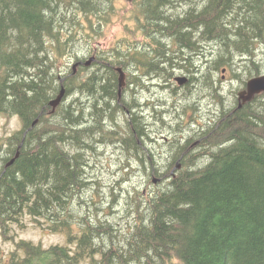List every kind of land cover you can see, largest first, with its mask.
<instances>
[{
	"label": "trees",
	"instance_id": "1",
	"mask_svg": "<svg viewBox=\"0 0 264 264\" xmlns=\"http://www.w3.org/2000/svg\"><path fill=\"white\" fill-rule=\"evenodd\" d=\"M113 19L125 35L95 54L96 76L90 67L75 73L71 65L93 55L99 29ZM260 46L264 0H0V113L23 124L0 148V242L14 244L9 255L0 245V264H264V101L217 110L200 134L203 158L183 140L173 159L160 160L154 123L128 116L129 84L147 78L170 86L178 73L198 76L200 94L227 98L220 72L237 78L240 58L244 80L260 74ZM118 67L127 73L121 94ZM75 89L82 98L73 102ZM167 96L146 104L151 114L192 99ZM163 118L153 119L176 130ZM99 142L123 150L126 171L135 163L151 171L145 187L129 192L120 223L109 221L113 206H99L101 196L98 206L85 196ZM25 217L67 235L68 245L17 241L14 226L26 228Z\"/></svg>",
	"mask_w": 264,
	"mask_h": 264
},
{
	"label": "rangeland",
	"instance_id": "2",
	"mask_svg": "<svg viewBox=\"0 0 264 264\" xmlns=\"http://www.w3.org/2000/svg\"><path fill=\"white\" fill-rule=\"evenodd\" d=\"M125 6H126L125 10L131 11L129 5L126 4ZM99 34L101 37L98 39V44L100 46V49H105V48L109 47L110 43H114L116 41V38H119L121 35H125V33L123 32V28L121 27L120 24H117L115 19L110 20V22L108 23L107 26L101 27L99 29ZM206 54L210 55L207 52H206ZM258 54L260 55L259 56L260 67L263 69L262 71H264V54H263V52H261V53L258 52ZM208 57H206L205 61L208 60ZM205 61H201V62L204 63ZM95 62L96 61H93L92 64L88 67L91 68L93 63H95ZM236 65H237V73L239 74V72H240V74H241L242 63L240 61V58L236 59ZM133 68H134V66H133ZM135 69H137V68H135ZM88 72H90V75H93V77L96 76V74H95L96 68L95 67L88 70ZM133 72L134 71H132L129 74L128 80L132 78V74H134ZM179 74L180 73H178V75ZM238 74H237L236 80L231 79V77H232L231 73H228L226 75V78H225L224 82L222 83V87L224 89V92H225V95L227 98H225L226 99L225 100L224 98L221 97L219 99L220 105H218V106L217 105L214 106V101H213V99H211V98L216 99L217 96L216 97H202L200 95V91L196 90L197 89L196 86L198 83L195 85L193 84V85H191L192 87L190 86L189 88L183 89L181 91V92H185V93L186 92L190 93L191 97H192V99H190V100H192L194 103H197V101L204 99L203 101H205V102L203 104L202 110H200V109L198 110L196 108V111H197L196 113L201 112L204 115L203 120H200V122H203V123L207 122V123H209V125H210V123H212V124L215 123V121L217 120V118H216L217 114H216L215 110H217L218 108L220 110V108H222V107H225L227 109V108H230L231 103L235 104V98H233V94H235V92H238L239 90H241L243 88L244 85L242 84V80L245 79L244 78L245 76L240 75V74H239L240 75L239 76ZM142 76H145V75L143 74ZM198 78H200V77H198ZM153 82L154 81L148 80V84H151ZM142 83H143V81H142ZM153 84H156V83H153ZM129 86H131L128 89L129 90V92H128L129 98H133L136 95L137 97L139 96L141 99V96L143 95L142 97L144 99H141L139 101L142 104L144 103L145 105L147 103H153L154 101H156L157 100V99H155L156 96H159L160 99L168 97L167 94L170 91H172V90L161 88V87H165V84L162 82L160 83L161 87H159L158 85L151 86L153 93L156 92L155 95H153L151 92H146L147 87L144 88L145 91L138 93V90H137L138 87H135L134 84H132V83L129 84ZM85 92H87V91H85ZM70 95H72L71 97L69 96L71 101L77 97L82 98V95L78 89H75ZM136 99H138V98H136ZM70 100L65 99V101H67L68 104H72V102ZM219 100H216V103ZM187 101L184 103H181V104L178 103L179 105H178L177 109L176 108L171 109L168 107H158L159 111L167 110L168 114H165L166 120L171 121L173 119V121L176 125L175 129L179 130L178 132L176 130L169 131L168 129H164V128L161 130L160 123L154 122V119H153L154 112L151 114L150 109H148L147 107H145L147 110L144 109V112H147V120L151 123H154L155 128H152V130L154 131V132L152 131V140H153V144L155 145L156 149L159 148L156 145L161 146V148H159L160 149L159 151L161 152L160 153V157H161L160 160H163L164 158H167V157L173 159V156H171V152L176 150L177 141L180 143L183 141L182 139H184V141L187 142L186 139L189 141L190 139L201 138L200 134H201L202 130L199 129V127L201 125H198L197 127L194 125H192V126L190 125L189 129L187 131H185V132L181 131L180 132V130H182V129L185 130V128H184L185 121H188L189 119L192 118V117H189L188 112L186 113V109L183 110V108H185V107L187 108L188 105L190 104V101L189 102H187ZM136 110L141 112L140 109H138V108L134 109V107H132L131 110L128 111L129 119L132 116L137 117L140 120H141V118H144L142 116L143 112L140 114H135ZM199 116H198V118H199ZM35 122H38V119ZM120 125L124 126L125 123L121 122ZM45 127H46V125H45ZM18 128H19V120L17 117H9L8 118L7 116L0 113V143L2 142L1 139L3 137L8 136L13 131H16ZM125 129H126V125H125ZM174 132H176V135L173 134ZM191 134H194V135H191ZM107 138H109V137L107 136L106 139ZM200 140L201 139H199V141ZM148 146L150 148H152L150 145H148ZM190 146H189L190 150L188 151V152H191L190 154L194 155L195 157H198L199 154H200V156L202 155V152L200 153L199 151H203L202 150L203 148L199 147V148L193 150L194 146L193 145L191 147ZM162 148H164V149H162ZM215 150L216 149H214L213 151H215ZM197 152H198V154H197ZM205 153H203V155ZM90 161H91V163H90L91 168L88 169V175H89V178H91L90 181H94V182L96 181V183H94V182L92 183V185L94 184L93 186L91 185V187H93V188L88 190L85 193V196L91 197V199L95 197L96 198L95 199V205L96 206H98V205L100 206L101 204H104L105 206H108L110 204L111 206H113V208H112L113 213L109 216L110 217L109 221L117 220L120 223L121 218L125 215V213H121V210L125 206V203L128 201L129 196H131V195H129V192L133 191V188H136V187H145L147 176L150 175L151 171H148L145 175L144 172L142 171V168L140 167V165H137L136 163L133 165V168L131 169V171H126L125 170V153L123 152V150L120 148L113 147V146H104L101 142H99V145L98 144L96 145V155L94 158V162H92V160H90ZM209 161L210 160L208 158H206L205 164H204V161L200 160L199 161L200 164H198V166H200V165L205 166V165H207V163ZM93 165L96 167H94ZM196 167H197V165H196ZM117 180L119 181L118 183H116ZM142 189L146 190L145 188H142ZM99 196H101V200H100V203L97 205V198ZM96 206L91 205L90 207L94 208L93 211H95ZM23 223L26 226V228H24V229H21L18 226H14V233L17 235V237H16L17 241L26 240V241H32L34 244H40L41 243L45 248H49V247L54 246V245H68L67 235H64L62 233L61 234L51 233L50 231L45 230V229H43L44 226L41 225L40 222L38 224L34 223V221L32 220L31 217H25V219H23ZM0 245H1L2 249L4 250L5 254H7V255H9V253L14 249V244L12 242L3 241V242H0ZM84 264H86V263H84Z\"/></svg>",
	"mask_w": 264,
	"mask_h": 264
},
{
	"label": "water",
	"instance_id": "3",
	"mask_svg": "<svg viewBox=\"0 0 264 264\" xmlns=\"http://www.w3.org/2000/svg\"><path fill=\"white\" fill-rule=\"evenodd\" d=\"M87 65H89V62L87 63ZM119 71L121 72L120 87H122L124 85V74L122 73L121 70ZM177 81L179 84L182 85L186 82V79L179 77L177 78ZM262 91L264 92V75L250 80L248 82V87H247L246 92H242L239 95V98L243 100V102L250 101L251 99L254 98V96L257 93H260ZM60 101H61V96L57 100L51 102V106L53 107V109H55L58 106ZM17 157H18V154H17ZM13 162H14V159L10 162V164H12Z\"/></svg>",
	"mask_w": 264,
	"mask_h": 264
},
{
	"label": "bare ground",
	"instance_id": "4",
	"mask_svg": "<svg viewBox=\"0 0 264 264\" xmlns=\"http://www.w3.org/2000/svg\"><path fill=\"white\" fill-rule=\"evenodd\" d=\"M11 46H12V45H11ZM2 48H3V47H2ZM38 49H39V48H38ZM46 55H47V54H46ZM94 60H95V58H94ZM94 60H93V61H94ZM196 62H197V61H196ZM73 65H74V64H73ZM239 65H240V64H239ZM192 66H193V65H192ZM240 66H241V65H240ZM231 69H232V68H231ZM96 70H97V69H96ZM233 70H234V69H233ZM123 71H124V70H123ZM239 74H240V73H239ZM239 74H238V75H239ZM242 74H243V73H242ZM239 76H240V75H239ZM239 76H238V77H239ZM128 77H129V76H128ZM239 78H240V77H239ZM244 78H245V77H244ZM242 79H243V78H242ZM243 80H244V79H243ZM246 80H247V78H246ZM246 80H244V81H246ZM243 84H244V83H243ZM60 96H61V102H62V101L64 100L65 96H66V91H65L64 88L61 89L60 93L58 94V96H57L53 101L57 100ZM69 96L71 97L72 95H69ZM69 96H68V97H69ZM224 96H225V95H224ZM211 99H213V101H214V106H215V105H217V106L219 105L218 102L216 103V101L214 100V98H211ZM203 100H204V99H203ZM205 100H206V99H205ZM235 100H236V99H235ZM53 101H51V102H53ZM75 101H76V100H75ZM75 101L73 100V102H75ZM209 102H210V101H209ZM237 102H238V106H239V108H242V107H243L242 104H241L239 101H237ZM78 103H79V102H78ZM211 104H212V103H211ZM77 105H79V104H77ZM77 105H76V106H77ZM231 105H232V103H231ZM50 106H51V103H50ZM51 107H52V106H51ZM212 108H213V107H212ZM56 109H57V108L53 109V107H52V112H55ZM225 109H226V108H225ZM228 109H229V108H227L226 110H228ZM217 110H219V108H218ZM217 110H215L216 113H217ZM141 119H142V118H141ZM82 120H83V119H82ZM114 120H115V119H114ZM98 121H99V120H98ZM98 121H97V122H98ZM136 121H140V119H139V120H136ZM74 122H76V121H74ZM77 122H78V121H77ZM36 123H37V122H35V124H36ZM78 124H79V123H78ZM33 125H34V124H33ZM96 125H97V124H96ZM124 126H125V125H124ZM207 126H208V125H207ZM207 126H206V128H207ZM136 129H137V128H136ZM140 129H143V128H140ZM144 129H145V128H144ZM250 130H251V129H250ZM132 131H133V130H132ZM141 131H142V130H141ZM169 131H170V130H169ZM176 131L178 132L179 130H176ZM180 132H181V131H180ZM180 132H179V133H180ZM187 133H188V132H187ZM253 133H254V132H253ZM101 134H102V133H101ZM180 134H181V133H180ZM182 134H183V133H182ZM191 135H194V134H191ZM246 135H247V133H246ZM248 135H249V134H248ZM166 136H167V135H166ZM169 136H170V135H169ZM173 137H174V136H173ZM201 137H202V136H201ZM247 137H248V136H247ZM166 138H167V137H166ZM180 138H181V137H180ZM170 139H171V138H170ZM181 139H182V138H181ZM197 139H198V138H197ZM197 139L194 138V139H190L189 141L186 139L187 142H185V141H184V142H185V144H186V143L188 144V143L191 142V144L194 146L193 149H197V148H199L201 145L199 144V142H198V143H196V142H197L199 139H201V138H199L198 140H197ZM182 140H184V139H182ZM225 140H226V141H223V143H226V144H227L228 141H227V139H225ZM201 141H202V140H201ZM201 141H200V142H201ZM205 142H206V141H205ZM105 143H106V142H105ZM93 145H94V144H93ZM98 145H99V144H98ZM192 145H191V146H192ZM203 145H204V144H203ZM156 146L159 147V148H161V146H159V145H156ZM191 146H190V147H191ZM206 146H207V145H206ZM99 147H100V146H99ZM159 148L156 149V151L158 152L157 156H160V153H161V152L159 151V150H160ZM201 148H202V147H201ZM206 148H207V147H206ZM92 149H93V148H92ZM162 149H164V148H162ZM97 150H98V149H97ZM199 150H200V149H199ZM197 151H198V150H197ZM157 152H156V153H157ZM199 152L201 153V152H203V151H199ZM189 153H191V152H189ZM195 153H196V152H195ZM122 154H123V153H122ZM197 154H198V152H197ZM199 155H200V154H199ZM202 155H203V154H202ZM202 155H201V157H202ZM193 156H194V155H193ZM205 157H206V156H205ZM202 158H203V157H202ZM90 160H91V159H90ZM92 162H94V161H92ZM90 163H91V161H90ZM94 164H95V163H94ZM179 164H180V163H179ZM5 165H6V164H5ZM91 165H92V164H91ZM9 166H10V165H9ZM93 166H94V165H93ZM165 166H167V165H165ZM165 166H164V167H165ZM5 167H6V166H5ZM94 167H96V166H94ZM162 171H163V170H162ZM175 174H176V173H175ZM121 175H122V174H121ZM171 176H172V175H171ZM175 177H176V176H175ZM123 178H124V177H123ZM123 178H122V179H123ZM93 180H94V179H93ZM120 181H121V180H120ZM90 182H94V181H90ZM118 182H119V181L117 180L116 183H118ZM155 182H157L156 178H155L154 183H155ZM94 183H96V181H95ZM98 184H99V183H98ZM113 184H114V183H113ZM91 185H92V184L90 183L89 186H91ZM93 185H94V184H93ZM93 185H92V186H93ZM98 186H99V185H98ZM111 188H112V187H111ZM161 188H162V187H161ZM120 190H121V189H120ZM160 191H161V190H160ZM154 194H155V193H154ZM121 199H122V198H121ZM123 201H124V200H123Z\"/></svg>",
	"mask_w": 264,
	"mask_h": 264
},
{
	"label": "flooded vegetation",
	"instance_id": "5",
	"mask_svg": "<svg viewBox=\"0 0 264 264\" xmlns=\"http://www.w3.org/2000/svg\"><path fill=\"white\" fill-rule=\"evenodd\" d=\"M144 83V84H143ZM143 85L142 84H134V86L135 87H138V93H141L142 91H145V87H147V85H148V78L147 79H145V81H143ZM244 85V84H243ZM136 92V91H135ZM143 96V95H142ZM141 96V99H144L143 97ZM136 98H138V99H136ZM140 99V97L138 96H136L135 95V97H133V98H130V100H131V102H138L137 104H135V105H133V107H134V109H140L141 110V112L140 111H138V110H136V113L135 114H140V113H142L143 112V117H146L147 118V112H144V109L145 110H147L145 107H146V105L143 103H141L139 100H141ZM190 101V104H193V105H195L196 106V108L199 110H202V107H203V104H204V102L205 101H203V99H201L200 101H197V103H194L192 100H188L187 102H189ZM142 107V108H141ZM239 107V106H238ZM148 108V107H147ZM143 109V110H142ZM175 109V108H174ZM136 119H138L137 117H135ZM199 142V140L196 142V143H198Z\"/></svg>",
	"mask_w": 264,
	"mask_h": 264
}]
</instances>
